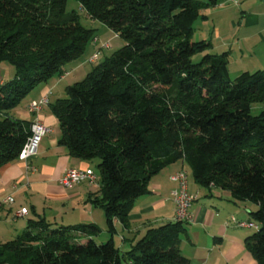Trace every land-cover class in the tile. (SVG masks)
<instances>
[{
	"label": "trees",
	"instance_id": "obj_1",
	"mask_svg": "<svg viewBox=\"0 0 264 264\" xmlns=\"http://www.w3.org/2000/svg\"><path fill=\"white\" fill-rule=\"evenodd\" d=\"M68 1L0 0V64L15 70L0 84V168L18 160L31 135L32 122L10 112L66 74L97 38L76 10H67ZM72 1L123 41L49 104L60 129L57 146L74 160L99 161L98 192L90 201L103 210L109 239L96 244L94 224L53 226L34 216L0 246V257L13 264H188L179 250L185 222L150 228L123 253L113 239L116 221L127 225L150 180L183 163L199 187L256 207L249 215L258 229L244 245L255 264H264V110L252 114L264 103V71L230 79L229 52L211 53L210 42L194 40L195 23L219 1Z\"/></svg>",
	"mask_w": 264,
	"mask_h": 264
},
{
	"label": "crops",
	"instance_id": "obj_2",
	"mask_svg": "<svg viewBox=\"0 0 264 264\" xmlns=\"http://www.w3.org/2000/svg\"><path fill=\"white\" fill-rule=\"evenodd\" d=\"M233 2L234 32L229 35V39L227 35H217L218 41L222 39L223 46L231 44L227 47L229 51H225L229 52V56L234 46V64H238L236 76L242 72L264 71V0ZM221 4L224 2L203 11L206 19L201 21L202 27L209 23L210 13ZM211 28L214 32L215 25H211ZM203 40L212 44L211 51L215 50L212 41L208 38ZM83 63H79V60L71 63L66 67L68 74L66 77L52 79L47 84L37 87L24 99L26 101L24 107L13 110L11 116L15 119L33 122L37 117L50 128L51 132L42 138L36 157L31 160L28 168L19 160L0 168V220L20 219H15L14 215L22 208L28 211L25 218L43 215L46 220L47 213L55 214L62 211L86 213L87 210V219L84 220L86 222L78 224L99 226L94 218L96 207L90 201L91 197L97 195L98 186L81 183L64 188L59 183L69 169L91 168L90 163L72 159L66 149L57 146L60 129L56 118L49 110V104L63 98L65 88L74 84L70 82L62 87V83L79 71ZM3 82L0 80V84ZM44 94H48L47 105L36 115L29 113L28 104ZM261 105L264 110V103ZM181 169L187 170L183 163H176L155 175L148 184L149 194L136 199L131 205L127 225L123 226L116 221L114 236L120 241L117 247L119 252L128 251L150 228L175 221V206L170 196L175 185L171 182L170 176ZM188 190L194 196V202L189 210L192 221L186 224V236L179 245L180 253L188 260V264H255L254 257L244 245V240L249 235L227 225L233 210L239 208L238 203L246 202L235 203L227 191L203 189L192 179H189ZM9 196L13 198V203L3 204ZM231 207L234 209L231 210ZM220 209L224 211L220 212ZM244 209L248 214L253 210H248L246 206ZM248 220L249 218L241 219L242 222H249Z\"/></svg>",
	"mask_w": 264,
	"mask_h": 264
},
{
	"label": "rangeland",
	"instance_id": "obj_3",
	"mask_svg": "<svg viewBox=\"0 0 264 264\" xmlns=\"http://www.w3.org/2000/svg\"><path fill=\"white\" fill-rule=\"evenodd\" d=\"M220 3L224 2V4H221L220 7L217 9L213 10V13H210L209 17V23L204 25L202 27V22L198 21L195 23L194 28H195V34H194V40L199 41L208 38L210 41H212L213 45L215 46V50L211 51V53L215 52L217 55H221L225 51H229L227 48L228 46L230 47L231 44L229 45H222V39L218 41L217 35H227V39H229V35L234 32V0H218ZM68 11L76 10L78 14L80 15V22L81 24L87 28V29H92L95 30L96 37H98L99 42L97 44H93L92 42H89L85 51L84 55L81 57L79 60V63H83L82 67L77 71L76 73L72 74L70 77H68L63 83L62 87L65 86L68 83H76L78 81H81L84 79V77L92 71V69L100 64L106 57H110L113 52L118 50L122 45L123 41L119 39L118 37H114V34L102 23H99L97 21H93L89 19L88 17L85 16L84 12L78 8V5L72 1L69 0L67 2L66 6ZM211 25H215V31H212ZM209 28V29H208ZM223 38V37H222ZM233 40V39H230ZM229 41V40H228ZM228 43V42H227ZM104 44H109V48H103ZM226 47V48H224ZM230 56H229V66H228V71H229V77L230 79H234L236 77V69L238 68V64H234V46L231 48ZM97 53L98 54V59L95 63L90 64L87 62L88 58H90L93 54ZM200 56H196L193 58L194 62H198ZM15 77V70L14 68L9 65L6 62H2L0 64V80H3L4 82H9ZM65 97V96H63ZM26 101H22V103L17 107V109H21L22 107L25 106ZM262 105H254L252 107V114L256 115L262 110ZM15 109V110H17ZM11 111L10 114H12ZM41 143V142H40ZM39 148V147H38ZM38 150V149H37ZM99 161L98 160H93L90 163V168L91 170L95 173L96 176H99V171L97 168ZM190 179V177H189ZM172 201V199H171ZM239 208H233V214L232 216L229 217L228 219V227L229 228H234L237 229L239 232L246 233L248 235H252L255 230L254 229H244L241 227H237L235 223L242 222L241 219H247L249 218V223L255 224L252 219H250V215L245 211L244 206H246L249 209H253L251 211H256V207L249 203L246 202L244 203H238L237 205ZM235 207V206H234ZM95 211V221L99 226H97L100 230V233L98 236L94 239L95 243L100 245L109 239V235L106 231V225H105V217H104V212L102 209L96 207L94 208ZM224 210L220 212H223ZM88 212L86 210V213L83 212H77L73 213L72 211H67V212H60V213H47L46 218L47 221L53 226L55 225H63V226H74L78 225V223H85L87 218ZM225 214H227V211H225ZM43 217V215H41ZM28 217L25 218H20L17 219L16 221L9 219V220H0V246L4 245L7 241L13 240L15 237L18 235L22 234V232L25 230L26 226V221ZM232 219L235 220V223H233ZM100 222V223H99ZM224 227L226 228V223H224ZM114 241H115V246L119 247V238L117 236H114ZM123 253V252H122ZM0 257V264H13L12 260H9V258H4ZM122 264H127L126 262L122 261Z\"/></svg>",
	"mask_w": 264,
	"mask_h": 264
},
{
	"label": "built area",
	"instance_id": "obj_4",
	"mask_svg": "<svg viewBox=\"0 0 264 264\" xmlns=\"http://www.w3.org/2000/svg\"><path fill=\"white\" fill-rule=\"evenodd\" d=\"M114 37H117L114 35ZM98 39H94V44H97ZM103 48H109V44H104ZM98 54H93L88 58L87 62L93 64L97 61ZM68 74H64L61 78L66 77ZM48 103V94H44L38 100L32 101L28 105L29 113L36 115L38 114L44 106ZM31 135L24 144L18 160L24 164L26 168L30 166L31 160L36 157L37 149L40 145L42 138L51 132L50 128L44 125L39 118H35L31 124ZM98 176L95 173L87 168L84 170L79 169H69L67 170L62 178L60 179V185L64 188L71 187L76 184L86 183L90 186H98ZM170 180L174 183L175 188L171 191V199L175 206V220L189 223L192 221V216L189 212L192 203L194 202V196L189 193L188 184H189V173L184 170H178L170 176ZM13 198L11 196L7 197L3 204L13 203ZM28 215V211L25 208L20 209L15 213L14 218H23ZM233 223L235 220L232 219ZM237 227L244 229H254L257 230L258 227L256 224L249 222H239L235 223Z\"/></svg>",
	"mask_w": 264,
	"mask_h": 264
}]
</instances>
